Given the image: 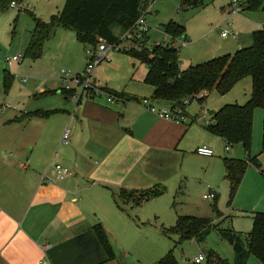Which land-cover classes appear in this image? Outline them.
<instances>
[{"label": "rangeland", "instance_id": "1", "mask_svg": "<svg viewBox=\"0 0 264 264\" xmlns=\"http://www.w3.org/2000/svg\"><path fill=\"white\" fill-rule=\"evenodd\" d=\"M16 1V0H15ZM18 6L0 11V150L7 146L17 148L32 127L28 124L29 111L54 107L63 99L61 93L63 69L73 78L78 73H84L89 63L88 48L82 45L74 31L58 26L56 34L48 38L43 46L40 58L26 56L27 45L35 27V18L45 21L51 15L58 13L65 0H17ZM229 0H206L204 6L193 9H180L179 0H148L147 25H149V41L147 45L168 42L170 36L162 29V25L177 21L185 25L187 38L185 42L179 39L181 46L179 58L182 67L209 61L211 58L233 54L238 49L252 45V33L259 28L264 29V10L255 12H231ZM229 9V10H228ZM234 30L236 36L222 37L226 29ZM175 41L178 42L176 39ZM178 43V44H179ZM124 40L122 45H127ZM22 55V58L9 65L7 57ZM111 60V61H110ZM136 63V67H134ZM148 66L137 59L131 58L123 50H111L108 59L104 60L92 71V77H97L103 84L117 91H125L139 97L152 98V86L145 82ZM11 73L12 81L8 90L5 89L4 75ZM253 81L250 76L242 78L225 95L216 89L207 93L204 104L197 99L191 100L185 110L189 126L180 142L179 149L184 155L180 168L171 175L166 183L164 194L154 196L141 205H136L139 195L125 191L118 197L122 203L132 204L131 214L137 225L143 228V238L149 239L157 248L165 252L156 258L150 242L139 251L138 259L142 263L154 264L170 249H174L176 258L181 263L194 261L195 257L207 249L216 251L221 257L234 262L232 245L223 240L216 230L212 231L204 244L200 246L194 240H185L177 244V235L166 237L160 225H174L178 215L188 214L205 216L211 219H224L222 226H233L245 234L253 229L252 216L255 212L264 211V176L260 169L251 165L237 196L232 200L229 182L225 180V165L222 158L232 156L239 159L247 157L245 149L240 144L231 146L228 151L220 136L208 131L206 120L211 111H217L226 104H242L248 101L253 92ZM44 90L54 91L52 95L43 96ZM125 100L119 98L117 101ZM157 106L160 100L157 99ZM163 104L166 101H160ZM197 119L193 122V119ZM252 154L257 155L264 166V151L262 149L264 108L257 107L254 111ZM206 145L214 150L211 157L196 154L198 146ZM8 152H11L8 149ZM3 154V153H2ZM1 157V156H0ZM184 178L183 193L179 186ZM217 193L214 200L205 199V194L211 191ZM224 213L217 217L213 210L214 204ZM206 256V254H205ZM206 260L203 262L205 263ZM247 264H264L257 256L250 254Z\"/></svg>", "mask_w": 264, "mask_h": 264}, {"label": "crops", "instance_id": "2", "mask_svg": "<svg viewBox=\"0 0 264 264\" xmlns=\"http://www.w3.org/2000/svg\"><path fill=\"white\" fill-rule=\"evenodd\" d=\"M47 91L43 96L52 95ZM129 95L137 99L75 103L63 94L57 105L43 108L55 113L28 114L32 127L17 148H1L0 264H151L165 252L143 238L134 206L118 194L166 183L180 168L179 145L189 120L163 119L140 103L144 97ZM67 127L70 141L64 144ZM56 164L71 174L58 180ZM98 222L114 247L113 258L93 230ZM148 242L156 258L141 263L135 252Z\"/></svg>", "mask_w": 264, "mask_h": 264}, {"label": "trees", "instance_id": "3", "mask_svg": "<svg viewBox=\"0 0 264 264\" xmlns=\"http://www.w3.org/2000/svg\"><path fill=\"white\" fill-rule=\"evenodd\" d=\"M12 0H0V11H6ZM206 0H179V8L193 9L204 6ZM148 0H65L63 8L51 15L49 21L35 18V27L31 32V39L27 45L26 56L40 58L43 53L45 41L54 34L58 26L74 31L78 41L83 45L96 47L103 40L108 43L118 44L122 36L133 31L137 20L143 14L146 16ZM264 10V0H243L242 11L255 12ZM162 29L170 36L168 44L147 45L149 31L144 35L141 48L123 49V52L131 58L137 59L148 66L145 82L152 86V97L160 101H166L173 107L184 105L187 107L193 99L200 104L205 103L208 92L216 89L225 95L242 78L250 76L253 81V92L248 101L242 104H226L223 108L212 111L210 121L205 128L220 136L224 143L230 147L240 144L247 153V157L239 159L230 155L222 158L225 165V179L229 182L230 196L232 200L237 196L243 182L244 175L251 165L260 169L264 176V166L257 155L252 154L254 111L257 107L264 108V29H257L252 33V45L241 47L235 53H226L223 56L211 58L209 61L181 67L179 58L181 46L179 39L185 42V25L170 21L162 25ZM178 40L175 41V40ZM179 43V44H178ZM134 66L136 64L134 63ZM12 75L6 72L4 86L8 87L12 81ZM108 92L117 99L135 101L125 91H116L106 86ZM53 93L54 91H47ZM61 93L69 94L61 88ZM187 103V105H185ZM57 110L30 111L29 116H49ZM194 120V119H193ZM194 120L193 122H195ZM262 149L264 151V125H263ZM139 192L136 205H141L154 196L164 194L166 186L158 183L151 188L130 190V193ZM122 193L120 198L122 199ZM179 192L183 193V186H179ZM216 196L215 199H217ZM121 209V206L118 204ZM123 209V208H122ZM217 217H223L224 213L213 206ZM137 219V218H136ZM253 229L245 234L237 231L233 226L224 227V219L213 220L205 216L178 215L176 223L169 227L161 224L162 232L166 237L177 235V244H183L185 240H194L200 246L204 244L208 235L216 230L220 237L232 245L234 262L221 257L216 251H206V262L200 264H247L250 254L257 256L264 263V211L255 212L252 216ZM93 230L103 246L108 257L115 256L114 247L104 229L102 223L93 225ZM204 254V253H203ZM154 264H197L194 261L181 263L170 249Z\"/></svg>", "mask_w": 264, "mask_h": 264}, {"label": "built area", "instance_id": "4", "mask_svg": "<svg viewBox=\"0 0 264 264\" xmlns=\"http://www.w3.org/2000/svg\"><path fill=\"white\" fill-rule=\"evenodd\" d=\"M242 2L243 0H229V7L231 8V12L239 13L242 11ZM11 7L16 8L18 3L15 0H12ZM149 9L146 10L148 13ZM149 25H147L146 16L141 15L136 22V25L133 31H129L122 36V40L118 44L108 43L103 40L99 43L98 46L93 48H88L87 53L89 54V63L87 66V70L84 73H78L73 78L69 77V72L65 69L61 72V78L63 81V89L69 94L70 99L79 103L83 99H100L106 97L108 102H116L118 99L108 92L105 88L106 85L101 81L97 80L95 77H92V71L99 64H102L104 60L108 59V54L111 50L118 49H131L141 48L143 46L144 35L148 33ZM236 36V32L230 29H226L222 32L223 37L227 36ZM127 41V45H122L123 41ZM161 44V43H157ZM168 44L165 41L162 43ZM22 58V55H13L12 57L6 58V63L12 65V63L19 61ZM157 99L152 98H141L140 103L150 112L157 114L159 117L163 119H168L171 121L181 122L187 120V113L184 105L173 107L171 105L157 106ZM187 105V103L185 104ZM70 129L67 127L62 135V143L68 144L70 139ZM230 145L227 144L225 149L228 151ZM196 153L204 157H211L214 154V150L208 148L206 145L198 146L196 149ZM54 170L57 173L58 180L64 179L71 174V170L62 165L56 164L54 165ZM47 176H44V179ZM205 199L214 200L216 198V192L213 190L209 194H205ZM206 256L203 253H200L197 257H195L194 262L200 264L201 262L206 260Z\"/></svg>", "mask_w": 264, "mask_h": 264}]
</instances>
